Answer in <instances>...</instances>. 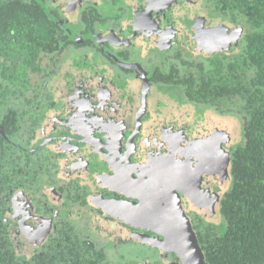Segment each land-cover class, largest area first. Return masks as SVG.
Segmentation results:
<instances>
[{
  "label": "flooded vegetation",
  "instance_id": "af4514ba",
  "mask_svg": "<svg viewBox=\"0 0 264 264\" xmlns=\"http://www.w3.org/2000/svg\"><path fill=\"white\" fill-rule=\"evenodd\" d=\"M36 1L63 36L38 54V71L22 65L7 78L11 87L20 76L22 90L3 113L16 112L5 121L13 131L0 121L11 146L2 220L20 262L181 263L175 220L184 227L183 210L197 240L206 220L186 192H203L199 177L215 158L194 129L209 113L228 115L187 92L227 53L205 54L201 29L181 37L206 25L184 0Z\"/></svg>",
  "mask_w": 264,
  "mask_h": 264
},
{
  "label": "trees",
  "instance_id": "16d2710c",
  "mask_svg": "<svg viewBox=\"0 0 264 264\" xmlns=\"http://www.w3.org/2000/svg\"><path fill=\"white\" fill-rule=\"evenodd\" d=\"M216 16L244 28L238 49L214 57L211 68L197 73V91L190 100L217 107L239 119L242 138L232 150L231 185L219 202L221 224L199 221L197 241L204 264H264V0H204ZM62 32L55 29L48 9L36 0H0V121L9 134L5 114L7 95L22 90L24 67L38 71L37 56L59 49ZM15 49L13 54L12 50ZM4 59V60H3ZM8 60V61H6ZM3 80L6 82L3 83ZM18 96H14V99ZM0 264L20 262L2 220L10 160L9 144L0 134Z\"/></svg>",
  "mask_w": 264,
  "mask_h": 264
},
{
  "label": "rangeland",
  "instance_id": "374dc122",
  "mask_svg": "<svg viewBox=\"0 0 264 264\" xmlns=\"http://www.w3.org/2000/svg\"><path fill=\"white\" fill-rule=\"evenodd\" d=\"M184 1L188 8L196 7L199 10V16L202 21L206 22V25L196 22L195 28L183 29L180 33L181 37L190 40L199 38L196 32L201 29L204 34L211 37V40L208 39L209 42L211 41L210 48L203 50L205 54L231 53L238 49V44L245 31L242 26L229 23L227 20H219L215 17L208 18L207 12L201 6V0H191L193 4L187 3L188 0ZM188 16L190 18L193 17L192 13ZM223 61H225V58H223ZM194 131L199 133V138L196 142L202 143L200 144L201 148L203 144L206 146L212 144L214 146L215 158L210 165H207V168L210 169V174L204 175L203 173L199 177L200 184H204L203 192L198 193L197 190H194L192 195L185 192L192 203L194 200L193 196L199 198L195 202L196 205L191 206L192 209H196V212L206 221L221 224L219 215L220 193H223L231 185L232 150L242 138L241 125L239 119L233 115L209 113L200 128H195ZM200 158L201 155H198V160ZM15 245L19 246L21 243L15 242Z\"/></svg>",
  "mask_w": 264,
  "mask_h": 264
},
{
  "label": "water",
  "instance_id": "95a60500",
  "mask_svg": "<svg viewBox=\"0 0 264 264\" xmlns=\"http://www.w3.org/2000/svg\"><path fill=\"white\" fill-rule=\"evenodd\" d=\"M168 208H170L168 206ZM185 221L184 227L182 224L175 220L177 226L179 227L180 235H171L175 238L180 246V250H178L181 258V263L176 264H204L203 253L200 246L197 244L196 237L191 228L190 222L188 218L184 215L183 210L180 212ZM185 232L190 233L191 235H187ZM156 244V243H155Z\"/></svg>",
  "mask_w": 264,
  "mask_h": 264
}]
</instances>
